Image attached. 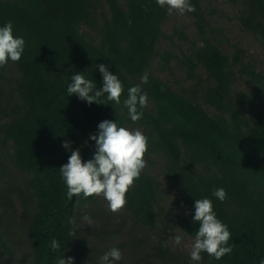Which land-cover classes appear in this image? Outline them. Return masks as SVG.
Masks as SVG:
<instances>
[{
  "label": "trees",
  "instance_id": "obj_1",
  "mask_svg": "<svg viewBox=\"0 0 264 264\" xmlns=\"http://www.w3.org/2000/svg\"><path fill=\"white\" fill-rule=\"evenodd\" d=\"M207 1L190 0L192 40L178 27L164 31L170 15L156 0H0V27L12 21L13 34L25 41L20 61L0 67V264H58L60 257L100 264L113 247L124 254L116 264H194L169 239L178 232L194 241V202L203 198L228 226L233 251L220 260L201 253L200 264L264 259V72L243 60L242 49L223 48ZM227 1L240 7L241 27L264 48V0ZM175 39L186 45L179 56L161 44ZM100 64L122 82L120 105H89L67 93L77 72L100 90ZM165 72L171 82L160 77ZM238 79L252 89L236 91ZM137 84L147 105L132 122L123 102ZM105 120L142 129L146 164L162 160L183 214L161 207L160 186L145 168L121 214L109 213L98 197L67 198L59 168L70 152L62 144L79 148L83 162L92 159L89 136ZM217 188L226 191L225 201L213 196ZM53 238L60 252L51 249ZM18 245L23 254L14 253Z\"/></svg>",
  "mask_w": 264,
  "mask_h": 264
},
{
  "label": "clouds",
  "instance_id": "obj_2",
  "mask_svg": "<svg viewBox=\"0 0 264 264\" xmlns=\"http://www.w3.org/2000/svg\"><path fill=\"white\" fill-rule=\"evenodd\" d=\"M156 4L167 8L169 15L173 12L183 15L195 11L190 0H156ZM24 48V39L13 34L12 21L0 27V67H4L9 61H20ZM97 68L102 76L100 90H97L93 80L86 79L82 73L77 72L71 76V83L67 86L68 95H76L89 105H108L109 102L120 105V97L124 91L122 82L107 66L100 64ZM147 80L148 76L145 74L141 83H147ZM102 97L105 98L101 99ZM123 103L131 121L136 122L143 115L138 107L144 108L147 105V94L137 84L128 89L127 99ZM89 139L95 141V153L86 162L82 161L79 148L72 150L68 141L62 144L70 152L68 162L59 168L61 179L67 188V198L71 200L81 194L84 199L102 197L112 213H119L126 205V193L134 187V181L139 179L146 167L144 156L148 150V138L138 129L121 127L116 121L105 120L99 123L98 134H90ZM212 194L220 202L227 198L223 188L214 189ZM83 219L88 220L89 217L85 215ZM192 219L193 223L199 224L190 251V259L194 264L202 261L201 253L216 260L232 253L233 248L229 245L232 234L228 226L217 218L212 200L195 199ZM69 223L75 224V218H71ZM69 235L75 238L76 232L72 231ZM171 239L174 245H180L183 237L173 235ZM51 249L61 251L60 243L55 238L51 240ZM121 259L120 249L113 247L100 257V264H114ZM58 264H73V258L60 257ZM259 264H264V259Z\"/></svg>",
  "mask_w": 264,
  "mask_h": 264
},
{
  "label": "rangeland",
  "instance_id": "obj_3",
  "mask_svg": "<svg viewBox=\"0 0 264 264\" xmlns=\"http://www.w3.org/2000/svg\"><path fill=\"white\" fill-rule=\"evenodd\" d=\"M122 2V0H120ZM207 16L210 19V25L212 31H220L216 36L218 40H223L224 43L226 42V45L223 46L224 49L234 50L235 48H240L244 52V61L252 60L255 69L258 72H264V48L260 44V42L257 40V38L252 35L250 32L245 31L239 21H238V12L240 7L238 5H232L227 0H208L203 5ZM173 15H170L169 20L164 25V31L169 35L173 28L178 27L179 29H182L186 34L193 40L195 39V32H194V26L192 19L188 16L187 13L180 15L176 12L172 13ZM162 47L165 49H169L173 51L174 53L178 54V50H185L186 45L183 43L178 42L176 39L174 40V44L168 43L166 41L161 42ZM176 62V61H174ZM154 64L157 67H161L160 62L154 61ZM171 68H174V75L176 78H178L181 73L176 70V67H174V64L171 63ZM169 72H165L160 75L163 80L171 82L173 80L172 76H168ZM239 80V79H238ZM237 80V81H238ZM251 90L252 84L248 80H239L237 84L235 85V90ZM141 132L142 129H139ZM153 165L146 164L145 169H147L153 177L157 180L160 189H161V200L160 205L163 208H166L167 210L171 212H175L177 214H183V209L179 206L177 202V194L175 193L174 188L166 181L164 171L162 168V160L160 158H153ZM6 180H2L1 183H6ZM98 203L99 205H104L105 209L108 210L109 213L112 215L121 214L123 212V209L119 213H112L109 210L108 203L105 199L102 197H98ZM118 219V218H116ZM119 220V219H118ZM121 222V220H119ZM173 235H181L183 237L181 244L176 245L178 246L185 254L190 256L191 246L193 243V240L188 238L187 236L180 234L178 232H174ZM169 239L170 242L173 243L172 239ZM14 253L16 254H23L22 246L18 245V247H12ZM124 259V254L123 257ZM121 262V261H120ZM114 264H116L114 262Z\"/></svg>",
  "mask_w": 264,
  "mask_h": 264
}]
</instances>
